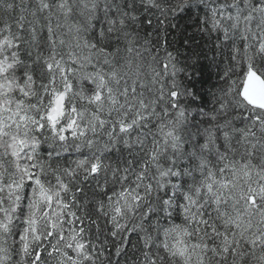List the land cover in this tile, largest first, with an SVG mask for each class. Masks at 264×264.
<instances>
[{
	"label": "snow or ice",
	"instance_id": "obj_1",
	"mask_svg": "<svg viewBox=\"0 0 264 264\" xmlns=\"http://www.w3.org/2000/svg\"><path fill=\"white\" fill-rule=\"evenodd\" d=\"M0 13V264H264V0Z\"/></svg>",
	"mask_w": 264,
	"mask_h": 264
},
{
	"label": "trees",
	"instance_id": "obj_2",
	"mask_svg": "<svg viewBox=\"0 0 264 264\" xmlns=\"http://www.w3.org/2000/svg\"><path fill=\"white\" fill-rule=\"evenodd\" d=\"M0 14H2V13H0ZM177 22H178L181 26L187 27V25H188V23H189V21H188V17L185 16L183 19H179ZM188 31L191 32L192 29H191V28H188Z\"/></svg>",
	"mask_w": 264,
	"mask_h": 264
}]
</instances>
